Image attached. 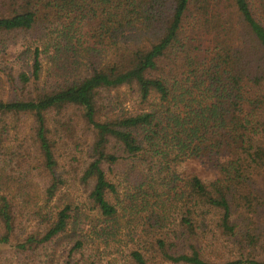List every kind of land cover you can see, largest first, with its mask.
<instances>
[{"label":"trees","instance_id":"trees-1","mask_svg":"<svg viewBox=\"0 0 264 264\" xmlns=\"http://www.w3.org/2000/svg\"><path fill=\"white\" fill-rule=\"evenodd\" d=\"M10 45L0 264H102L88 220L109 264H264V0H0Z\"/></svg>","mask_w":264,"mask_h":264},{"label":"rangeland","instance_id":"rangeland-1","mask_svg":"<svg viewBox=\"0 0 264 264\" xmlns=\"http://www.w3.org/2000/svg\"><path fill=\"white\" fill-rule=\"evenodd\" d=\"M20 40L24 41L25 39L21 37ZM7 49L8 50L6 52L0 54V75L2 74V77H4L3 70H9V69L13 70L15 74L18 72H29L28 65L25 64L24 62H21V60H18V54H19L20 49H18L17 46H11V45L7 46ZM2 55H5V56H2ZM9 89L10 88L8 87V84L5 87L0 85L1 94H3V96L7 95L5 91H8ZM128 104L130 105V103ZM85 138L86 137H83L81 134H79L76 137V143L79 141V144H80L78 149L76 148V146H72V148L71 147L70 148L61 147V154H62L61 164L67 168V173H69L68 177L75 176V174H79L80 177L82 175L81 169L85 162V159L87 158L88 141ZM14 168H16V166ZM192 171L199 174L206 181H210L215 176L212 173L211 166L207 162H201V164L195 165L194 167H192ZM89 189L90 188H88V191ZM70 195L74 201L81 204L82 202L85 201L87 197V192L83 186L78 185V186H74L70 190ZM173 214H174V218H178L174 212ZM86 223H82L79 227V230L86 232L89 235L90 246L88 247L92 250L89 249L87 254L90 255V253L98 249L100 255L95 258H98L100 261H102V264H109V262H111L112 259L117 257L121 252H125L126 250H129L128 248L132 247V245L129 246L128 248L127 246L125 247L126 240L123 241V244L121 247H119L118 243H116L115 241L111 243V245L118 246L117 249H122L121 251H118V253H116L115 247H111V248L107 247L109 245H107L106 242L107 241L110 242V239H107L106 241V238L103 235L102 227L97 228L94 223L89 224V222L87 223V225H85ZM122 233H123L122 235H125V231H123ZM99 234L102 237H99L98 236ZM95 243H96V246H93L95 245ZM57 251L62 256L67 254L66 246L62 244L61 246H58Z\"/></svg>","mask_w":264,"mask_h":264}]
</instances>
